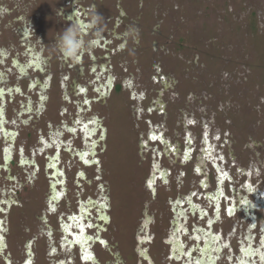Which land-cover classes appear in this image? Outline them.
I'll use <instances>...</instances> for the list:
<instances>
[{
	"label": "flooded vegetation",
	"instance_id": "flooded-vegetation-1",
	"mask_svg": "<svg viewBox=\"0 0 264 264\" xmlns=\"http://www.w3.org/2000/svg\"><path fill=\"white\" fill-rule=\"evenodd\" d=\"M1 2L0 264H264V136L238 99L186 91L87 0Z\"/></svg>",
	"mask_w": 264,
	"mask_h": 264
},
{
	"label": "rangeland",
	"instance_id": "rangeland-1",
	"mask_svg": "<svg viewBox=\"0 0 264 264\" xmlns=\"http://www.w3.org/2000/svg\"><path fill=\"white\" fill-rule=\"evenodd\" d=\"M29 2L28 14L35 20L39 9L43 16H50L60 0H21L20 4ZM86 3H92L99 16L108 17L104 21L106 26L115 21L116 32L135 30L127 36L131 51L136 52L135 47L147 56L154 55L160 70L171 68L182 74L186 91L190 88L224 91V98L238 99L237 120L258 122V134L264 136V0H87ZM129 19L139 23L135 25ZM116 127V136L115 126L110 135L107 153L111 175H115V165L119 171L118 162L124 165L122 159L129 154L126 132L118 124Z\"/></svg>",
	"mask_w": 264,
	"mask_h": 264
},
{
	"label": "clouds",
	"instance_id": "clouds-1",
	"mask_svg": "<svg viewBox=\"0 0 264 264\" xmlns=\"http://www.w3.org/2000/svg\"><path fill=\"white\" fill-rule=\"evenodd\" d=\"M97 18L99 15L97 14ZM94 23L96 21H93ZM55 46L59 53L68 59H75L84 50L85 43L81 38L79 25L71 24L64 29L55 40Z\"/></svg>",
	"mask_w": 264,
	"mask_h": 264
}]
</instances>
